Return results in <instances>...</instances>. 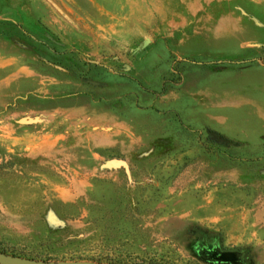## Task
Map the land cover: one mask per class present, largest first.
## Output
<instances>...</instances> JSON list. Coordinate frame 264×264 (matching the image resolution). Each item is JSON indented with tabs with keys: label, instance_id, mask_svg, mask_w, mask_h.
Segmentation results:
<instances>
[{
	"label": "rangeland",
	"instance_id": "374dc122",
	"mask_svg": "<svg viewBox=\"0 0 264 264\" xmlns=\"http://www.w3.org/2000/svg\"><path fill=\"white\" fill-rule=\"evenodd\" d=\"M0 56L1 252L264 264V0H0Z\"/></svg>",
	"mask_w": 264,
	"mask_h": 264
},
{
	"label": "water",
	"instance_id": "95a60500",
	"mask_svg": "<svg viewBox=\"0 0 264 264\" xmlns=\"http://www.w3.org/2000/svg\"><path fill=\"white\" fill-rule=\"evenodd\" d=\"M32 119H22V122H32ZM221 259L230 260V253H223ZM0 264H107L93 261H43V260H22L13 255L0 251Z\"/></svg>",
	"mask_w": 264,
	"mask_h": 264
},
{
	"label": "crops",
	"instance_id": "0c3cea01",
	"mask_svg": "<svg viewBox=\"0 0 264 264\" xmlns=\"http://www.w3.org/2000/svg\"><path fill=\"white\" fill-rule=\"evenodd\" d=\"M12 64L13 63L10 62L8 59H5L3 56H0V71L10 67ZM11 76H13L12 73H11ZM9 77L10 76L6 77L5 81L9 80ZM2 86H3V81L1 80L0 81V89L3 88ZM39 118L42 119L41 121L46 123V124H49L50 122H52V119L49 117H45V116L40 115ZM24 119H32L33 120V118H29V117H24ZM34 120L37 121L38 117H34ZM32 122H29V123H32Z\"/></svg>",
	"mask_w": 264,
	"mask_h": 264
}]
</instances>
